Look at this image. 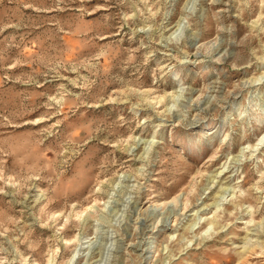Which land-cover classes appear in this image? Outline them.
Instances as JSON below:
<instances>
[{
    "label": "rangeland",
    "instance_id": "374dc122",
    "mask_svg": "<svg viewBox=\"0 0 264 264\" xmlns=\"http://www.w3.org/2000/svg\"><path fill=\"white\" fill-rule=\"evenodd\" d=\"M0 264H264V0H0Z\"/></svg>",
    "mask_w": 264,
    "mask_h": 264
}]
</instances>
